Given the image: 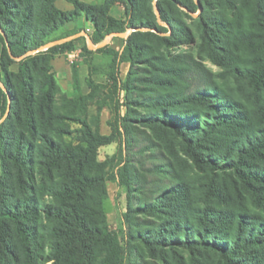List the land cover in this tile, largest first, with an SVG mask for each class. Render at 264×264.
<instances>
[{"label":"trees","instance_id":"1","mask_svg":"<svg viewBox=\"0 0 264 264\" xmlns=\"http://www.w3.org/2000/svg\"><path fill=\"white\" fill-rule=\"evenodd\" d=\"M56 1L0 0V264H131L104 210L115 175L96 157L119 137L129 144L135 125L166 132L178 149L153 181L119 171L129 200L140 195L124 215L129 246L154 264H264V0H67L71 11ZM79 18L93 45L135 31L121 51H92L79 37L25 56L74 35L64 27ZM78 46L89 91L72 63L70 97L53 67ZM99 54L105 84L93 79Z\"/></svg>","mask_w":264,"mask_h":264},{"label":"rangeland","instance_id":"2","mask_svg":"<svg viewBox=\"0 0 264 264\" xmlns=\"http://www.w3.org/2000/svg\"><path fill=\"white\" fill-rule=\"evenodd\" d=\"M66 1V0H64ZM83 2L90 3V4H97L102 0H82ZM65 3V2H63ZM122 11V7L114 6V11H112L113 15H116V11ZM157 12V10H156ZM157 14V13H156ZM159 14V13H158ZM199 11L193 16H197ZM84 30L83 32L79 33V36L73 35L68 38L62 40H75L79 37L86 38V44L88 48L92 51L108 46L116 51H121L124 47V40L135 31V29L129 28L126 33L124 34H110L105 37L104 41L101 42L99 45H93L90 40V34L92 33V27L90 32H87L85 27L82 26L81 28ZM65 31V30H64ZM142 31H146L142 29ZM168 35V34H162ZM115 37V38H113ZM58 40V41H62ZM1 47V44H0ZM80 49V46H78ZM187 50L186 47L182 49H176L173 53L176 52H183ZM191 51V50H189ZM194 53V52H193ZM36 53L30 54L34 55ZM70 54V53H68ZM64 55L58 58L53 67V72L55 75L56 82L62 92L67 96H73V80H72V63H76L78 66L79 73V80H80V87L84 93H87L89 90L85 83V78L88 76V68L83 63L85 58H81V51L71 53L70 55ZM195 55V54H194ZM196 56V55H195ZM199 60V58H197ZM93 66L98 69V73L93 76V79L99 83H107L105 71V58L102 55H95L93 56ZM203 65L211 69L213 72L217 73L220 69L213 65L208 61H202ZM127 67V68H126ZM129 66H120L119 67V74L120 79H125ZM12 71H17V64H15L12 68ZM0 88L6 92V87L4 84V76L0 72ZM123 96V94H122ZM122 96L120 100H122ZM9 105L10 100H8V112H9ZM122 115H124L125 110L124 108L121 109ZM96 113L95 106L90 107V115H94ZM142 113V111H140ZM6 114L1 120L0 124L3 123L6 118ZM113 120V115L108 108L103 109L101 113V122H100V132L103 135H109L111 133V128L109 127V121ZM135 131L133 138L130 140L129 144H126V138H121L117 140V142L112 143L107 146H102L97 151V161L100 163H104L108 161V166L106 167L107 170L112 172L115 176L114 179L106 182V190H107V199L104 201V210L107 217V222L110 230L114 231L119 239L120 244L123 246L125 250V263L130 262L131 264H154L156 260L150 258L143 250V248L134 243L129 246V230L133 231L134 228L129 227L125 220V213L127 212V207L129 202L137 203V200L140 198L139 194L134 193L132 200H129L128 193L126 189L121 185L119 171L123 168H127L132 175H136L139 178H144L147 182L153 181L154 177L151 174L152 170L154 169L155 165L160 162L161 160L167 159L165 163H167L170 159L173 160L177 155V146L175 142L172 141L171 137L163 131L152 130L145 127L134 126ZM77 128L73 126L72 129ZM69 143H73L74 145L77 144L75 140L69 141ZM114 155L117 157L111 162L109 159L112 158ZM169 159V160H168ZM110 161V162H109ZM1 174V169H0ZM163 184L166 186L168 185V180H163ZM135 186V184H133ZM151 187V186H149ZM131 252V254L129 253ZM180 255V254H179ZM182 258L187 260L188 255L182 254ZM167 259L171 261L172 258L167 256ZM203 263L199 262L197 264H209L205 263L206 260H202ZM189 263V259L187 261Z\"/></svg>","mask_w":264,"mask_h":264},{"label":"crops","instance_id":"3","mask_svg":"<svg viewBox=\"0 0 264 264\" xmlns=\"http://www.w3.org/2000/svg\"><path fill=\"white\" fill-rule=\"evenodd\" d=\"M82 1V0H81ZM63 2H65V3H63ZM100 3V2H99ZM56 6H57V8H59L60 10H62V11H71L72 9H73V7H72V5L66 0V1H64V0H57L56 1ZM115 6H117V5H115ZM119 6V5H118ZM121 7V6H120ZM112 11H114V7L112 8V10H111V15L114 17V18H116V19H119L120 17H121V14H122V11H120V10H118L117 9V11H116V15H113L112 14ZM82 26L83 27H85V29H86V31L87 32H90V29H91V23L90 22H88V21H86L84 18H79L77 21H75V22H71V23H68V24H66L65 25V27H64V30L65 31H72V32H75V34L74 35H76V36H79V33L80 32H83L84 30H82L81 28H82ZM73 36V35H72ZM113 38H115V37H113ZM77 39V38H76ZM86 39V38H85ZM91 40V39H90ZM92 42V41H91ZM0 49H1V47H0ZM80 51V49H78V47L75 49V50H73V51H71L70 52V54L71 53H74V52H79ZM70 54H68V55H70ZM122 66H128V64L127 63H122L121 64ZM120 65V66H121ZM127 68V67H126ZM80 72V71H79ZM80 74V73H79ZM87 78V77H86ZM85 78V79H86ZM121 80H124V79H121ZM84 93V92H83ZM86 94V93H85Z\"/></svg>","mask_w":264,"mask_h":264},{"label":"water","instance_id":"4","mask_svg":"<svg viewBox=\"0 0 264 264\" xmlns=\"http://www.w3.org/2000/svg\"><path fill=\"white\" fill-rule=\"evenodd\" d=\"M157 13V15H159L158 14V12H156ZM68 40L66 39V40H62V41H54V42H51V43H49V44H47V45H44V46H42V47H40L39 49H37L36 51H33V52H29V53H27L25 56H28V55H30V54H33V53H38V52H43V51H46L48 48H50V47H52V46H55V45H59V44H62V43H65V42H67ZM16 61H19V60H21L22 58H14Z\"/></svg>","mask_w":264,"mask_h":264}]
</instances>
